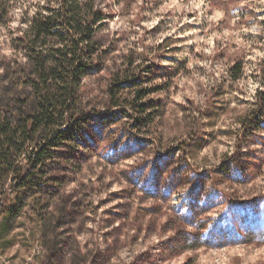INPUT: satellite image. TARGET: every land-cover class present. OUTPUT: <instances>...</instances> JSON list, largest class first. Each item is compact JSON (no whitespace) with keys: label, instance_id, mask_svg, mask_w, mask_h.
<instances>
[{"label":"rangeland","instance_id":"obj_1","mask_svg":"<svg viewBox=\"0 0 264 264\" xmlns=\"http://www.w3.org/2000/svg\"><path fill=\"white\" fill-rule=\"evenodd\" d=\"M38 1L0 2V63L12 57L10 43L20 35L22 15L35 11ZM112 4L115 12L103 34L111 51L108 63L121 68L129 54L140 69H152L150 85L161 89L150 98L159 102L160 118L151 133L146 127L129 134V119L107 127L101 150L81 160L76 180L50 205L25 208L0 235V264H93V256L103 251L111 256L98 264H264V115L248 120L257 110V90H264V0ZM237 63L241 72L233 79ZM106 77L88 81V99L105 96ZM164 170L202 180L203 195L217 199L203 218L214 223L231 213L244 216L242 235L248 238L235 235L223 247L190 249L176 244L177 232H163L170 207L193 184L174 190L158 214L140 217L141 207L154 205L156 199L134 184L136 176L142 182L152 176L153 184ZM235 175L239 179L231 178ZM221 191L233 199L230 208ZM63 194L67 213L59 203ZM12 197L0 200V211L10 207ZM252 200L258 206L255 224L237 205ZM2 221L0 214V229Z\"/></svg>","mask_w":264,"mask_h":264},{"label":"trees","instance_id":"obj_2","mask_svg":"<svg viewBox=\"0 0 264 264\" xmlns=\"http://www.w3.org/2000/svg\"><path fill=\"white\" fill-rule=\"evenodd\" d=\"M126 4L128 7L129 1ZM114 12L112 0H40L35 11L23 13L20 35L10 43L13 55L0 63V200L13 196L10 207L0 211L1 236L25 208H35L42 202L50 205L66 185L76 180L82 161L101 150L102 137L110 132L107 127L111 124L129 119L125 121L129 134L140 133L146 127L151 133L160 118V104L150 98L161 89L150 85L152 69H140L136 58L129 54L124 56L123 64L121 61V68H112L113 64L108 63L111 51L105 48L103 34ZM261 71L264 80V59ZM240 72L237 63L231 70L233 79L239 78ZM103 74H107L105 96L94 102L87 98L88 81L102 79ZM255 105L257 110L248 117L249 122L264 115L263 89L257 90ZM150 140L155 142L157 138L152 135ZM192 172L196 175L195 169ZM167 173L169 178L164 179ZM188 176L164 170L158 177L164 183L156 178L149 184L152 176L142 182L138 174L134 184L156 199L154 205L141 207L139 216L158 214L162 202L174 190L193 184L187 196L170 207L172 213L163 232H177L175 238L180 240L176 244L190 249L223 247L235 235L248 238L242 235L246 231L244 216L241 219L231 213L227 220L220 218L214 223L203 218L217 199L204 196L202 180L190 181ZM219 195L230 208V195L225 191ZM65 199L63 194L59 203ZM237 205L255 224L257 201ZM68 210V205H61L62 213ZM110 256V251L96 253L93 264L105 258L109 261Z\"/></svg>","mask_w":264,"mask_h":264}]
</instances>
